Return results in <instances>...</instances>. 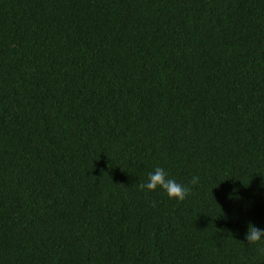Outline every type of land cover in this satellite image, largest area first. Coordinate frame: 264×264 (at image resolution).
<instances>
[{
	"label": "trees",
	"instance_id": "trees-1",
	"mask_svg": "<svg viewBox=\"0 0 264 264\" xmlns=\"http://www.w3.org/2000/svg\"><path fill=\"white\" fill-rule=\"evenodd\" d=\"M249 222L264 0H0V264H264Z\"/></svg>",
	"mask_w": 264,
	"mask_h": 264
},
{
	"label": "clouds",
	"instance_id": "clouds-1",
	"mask_svg": "<svg viewBox=\"0 0 264 264\" xmlns=\"http://www.w3.org/2000/svg\"><path fill=\"white\" fill-rule=\"evenodd\" d=\"M199 177L193 176L189 184L178 182L170 177L164 167H155L149 172L147 179L139 187L145 192H153L160 189L170 200L177 202L183 201L191 193L192 187L198 185ZM247 245L253 246L264 243V228H259L252 222H249L244 235Z\"/></svg>",
	"mask_w": 264,
	"mask_h": 264
}]
</instances>
